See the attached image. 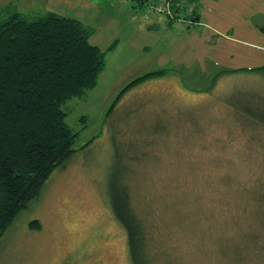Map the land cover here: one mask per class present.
Instances as JSON below:
<instances>
[{
  "label": "rangeland",
  "instance_id": "374dc122",
  "mask_svg": "<svg viewBox=\"0 0 264 264\" xmlns=\"http://www.w3.org/2000/svg\"><path fill=\"white\" fill-rule=\"evenodd\" d=\"M181 3L169 22L127 0H0V22L71 17L106 56L64 106L78 152L0 239V264H135L111 205L125 189L138 264H264V0Z\"/></svg>",
  "mask_w": 264,
  "mask_h": 264
},
{
  "label": "trees",
  "instance_id": "16d2710c",
  "mask_svg": "<svg viewBox=\"0 0 264 264\" xmlns=\"http://www.w3.org/2000/svg\"><path fill=\"white\" fill-rule=\"evenodd\" d=\"M181 2L172 1L169 22L180 19L178 12H186ZM144 3L134 0L136 7ZM90 36L81 21L53 12L25 16L15 11L0 22V239L39 197L54 171L78 152V134L69 127L64 106L95 89L106 66L105 54L91 44ZM161 74L128 84L107 115L128 91ZM117 195L112 191L113 212L138 264L145 245L142 224L127 190L119 193L125 198Z\"/></svg>",
  "mask_w": 264,
  "mask_h": 264
},
{
  "label": "built area",
  "instance_id": "2783aa9c",
  "mask_svg": "<svg viewBox=\"0 0 264 264\" xmlns=\"http://www.w3.org/2000/svg\"><path fill=\"white\" fill-rule=\"evenodd\" d=\"M134 3V0H129ZM173 0H145V3L150 12L166 14L168 16L173 15Z\"/></svg>",
  "mask_w": 264,
  "mask_h": 264
},
{
  "label": "crops",
  "instance_id": "0c3cea01",
  "mask_svg": "<svg viewBox=\"0 0 264 264\" xmlns=\"http://www.w3.org/2000/svg\"><path fill=\"white\" fill-rule=\"evenodd\" d=\"M181 5H183L182 3H180ZM128 5H130V7L134 10V8H136V6L134 5V3H132V2H130L129 0H127V6ZM186 12H187V8H186ZM186 12H184V13H186ZM152 15H157V13H155V14H152ZM145 17L146 18V21H148L149 22V24H151V25H155V24H157V23H159V21H160V19L159 20H152V17H150V19H148L149 17H148V14L146 15L144 12H138L137 11V13L135 12V14H134V16H133V19L135 20V21H138V18L139 17ZM148 17V18H147Z\"/></svg>",
  "mask_w": 264,
  "mask_h": 264
}]
</instances>
